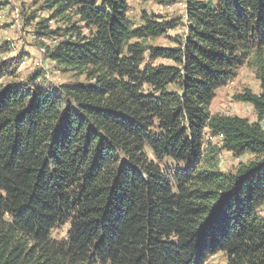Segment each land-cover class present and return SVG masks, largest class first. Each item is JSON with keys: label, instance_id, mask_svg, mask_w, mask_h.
<instances>
[{"label": "trees", "instance_id": "16d2710c", "mask_svg": "<svg viewBox=\"0 0 264 264\" xmlns=\"http://www.w3.org/2000/svg\"><path fill=\"white\" fill-rule=\"evenodd\" d=\"M29 1L43 55L83 82L4 84L0 63V264H264V0H184L174 47L152 42L179 22L129 0ZM244 66L257 121L211 113ZM222 152L254 159L224 173Z\"/></svg>", "mask_w": 264, "mask_h": 264}, {"label": "rangeland", "instance_id": "374dc122", "mask_svg": "<svg viewBox=\"0 0 264 264\" xmlns=\"http://www.w3.org/2000/svg\"><path fill=\"white\" fill-rule=\"evenodd\" d=\"M129 16L138 22L140 15L145 12L153 14L162 20L176 19L179 25L167 32V37L159 38L152 44L161 47H174L172 39L183 33L184 22V0H152L140 2L139 0H129ZM35 11L37 20L31 25H25L24 18ZM46 13L33 7L29 0H0V63L12 71L5 76L4 84L25 83L34 74L41 77L38 84L48 87H56L59 84L68 82H83V78L77 79L68 74L56 71L49 60L41 52L40 42L48 45L45 40L34 38V24L40 19H45ZM52 28L56 27L54 22H50ZM159 64H169L166 61H157ZM249 90L254 94L259 93V82L254 71L246 66L238 70L236 77L226 86L216 90L215 97L211 104V113L228 116H238L250 122L257 121V115L253 107L248 103L240 102L236 97ZM264 127V125H263ZM211 142L218 144V139H211ZM254 156L245 154L235 157L230 153L222 152L219 155L220 169L224 173H234L239 164H246L253 160ZM259 214L264 217V204L258 209ZM66 226L58 228L54 232L55 238H63L66 234ZM206 264H226V258L222 253L209 258Z\"/></svg>", "mask_w": 264, "mask_h": 264}, {"label": "built area", "instance_id": "2783aa9c", "mask_svg": "<svg viewBox=\"0 0 264 264\" xmlns=\"http://www.w3.org/2000/svg\"><path fill=\"white\" fill-rule=\"evenodd\" d=\"M41 52L43 53V52H44V50L42 49V50H41Z\"/></svg>", "mask_w": 264, "mask_h": 264}]
</instances>
